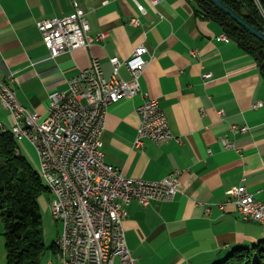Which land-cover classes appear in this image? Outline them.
<instances>
[{
  "label": "crops",
  "instance_id": "obj_1",
  "mask_svg": "<svg viewBox=\"0 0 264 264\" xmlns=\"http://www.w3.org/2000/svg\"><path fill=\"white\" fill-rule=\"evenodd\" d=\"M75 3L84 10L89 35L106 36L52 57L37 22L69 14ZM195 8L193 0H0V80L42 117L49 95L65 91L93 58L108 79L111 57L124 60L136 46L148 48L138 93L108 105L101 134L105 160L128 177L160 180L181 170L180 192L171 200L126 205L125 236L136 264H217L236 248L264 240L263 226L244 219L228 194L245 185L264 202V77L251 55L223 38L221 23ZM134 17L139 25L130 23ZM119 74L130 78L124 65ZM146 97L158 98L173 138L145 139L135 147L136 108ZM12 124L0 105V132ZM231 125L248 129L232 132ZM225 135L234 147H224ZM3 242L0 236V264L6 263Z\"/></svg>",
  "mask_w": 264,
  "mask_h": 264
},
{
  "label": "built area",
  "instance_id": "obj_2",
  "mask_svg": "<svg viewBox=\"0 0 264 264\" xmlns=\"http://www.w3.org/2000/svg\"><path fill=\"white\" fill-rule=\"evenodd\" d=\"M150 1L156 3L159 0ZM139 9L144 11L141 5ZM130 23L139 25L140 21L134 17ZM37 27L52 57L88 48L94 40L106 36V33L95 37L89 35L90 27L84 10L76 3L71 13L43 18L37 22ZM223 38L228 39L226 35ZM148 51L145 44H140L124 60L111 57L113 72L108 79L103 75L100 60L93 58L88 68L69 79L65 91L49 95L44 117L24 107L8 83L0 80V105L13 118L9 131L16 141L27 140L33 145L40 170H44L55 184L56 203L50 204L51 214L62 225L57 240L69 241L71 245L73 264H136L125 236L126 205L131 200H137L143 206L154 200L168 201L180 192L181 170L160 180L128 177L105 160L102 150L101 134L107 107L138 93ZM122 65L130 73L127 80L119 74ZM204 77L209 78L211 74L206 73ZM261 104L258 102L253 107ZM136 112L139 126L135 147L142 146L145 139L164 143L173 138L158 98L146 97ZM219 113L223 115L224 110ZM247 129V125L230 126L232 132H245ZM222 143L224 147H234L227 135L222 137ZM38 152H49L51 161H43ZM59 167L67 168V183H59ZM228 194L244 219L256 220L264 228L263 201L255 198L244 185L232 187ZM70 225H77L76 235H69ZM53 257L54 263L56 256Z\"/></svg>",
  "mask_w": 264,
  "mask_h": 264
},
{
  "label": "trees",
  "instance_id": "obj_3",
  "mask_svg": "<svg viewBox=\"0 0 264 264\" xmlns=\"http://www.w3.org/2000/svg\"><path fill=\"white\" fill-rule=\"evenodd\" d=\"M196 12L221 23L224 33L258 63L264 77V42L208 0H193ZM253 26L264 28V0H221ZM37 169L20 152L9 130L0 132V215L4 223L5 264H40L46 249L39 197L47 191ZM54 249L53 245L50 246ZM217 264H264V240L239 247Z\"/></svg>",
  "mask_w": 264,
  "mask_h": 264
},
{
  "label": "rangeland",
  "instance_id": "obj_4",
  "mask_svg": "<svg viewBox=\"0 0 264 264\" xmlns=\"http://www.w3.org/2000/svg\"><path fill=\"white\" fill-rule=\"evenodd\" d=\"M17 143H18L20 152L27 158V160L31 163V165L35 169H38L39 168V160H38V156L36 154V150L33 147V145L31 143L27 142V140L17 141ZM46 187H47V185H46ZM51 201H52V197L48 191L43 193L38 199L40 213H41V221H42L41 227H42L43 240H44V243L46 246V249L44 250V253L41 256L40 264H46L47 263V261L50 258L49 255L52 254L54 251V249H51L50 246L53 245V247H54V242L58 238L59 233L62 231L61 223L56 222L54 220L52 214H51V209H50ZM0 218H2V217H0ZM2 221L0 220V222L2 224V228L4 229V223ZM0 236L3 237V239H4L3 244H4V249H5V238L3 236V230L0 234ZM5 251H6V249H5Z\"/></svg>",
  "mask_w": 264,
  "mask_h": 264
},
{
  "label": "bare ground",
  "instance_id": "obj_5",
  "mask_svg": "<svg viewBox=\"0 0 264 264\" xmlns=\"http://www.w3.org/2000/svg\"><path fill=\"white\" fill-rule=\"evenodd\" d=\"M38 153L39 155H41V159L43 161H51V154L49 152H38ZM37 170L40 174V177L46 183L47 191L52 197L51 204H55L56 188L54 182H51L49 175L46 174L44 170H40V168H38ZM57 177L59 183H67V168L59 167L57 169ZM76 233H77V225H70L69 235H76ZM54 249H55V254H57L56 257L57 264H73L71 245H69V241H59L56 239V241L54 242ZM47 264H53V258L49 259Z\"/></svg>",
  "mask_w": 264,
  "mask_h": 264
},
{
  "label": "water",
  "instance_id": "obj_6",
  "mask_svg": "<svg viewBox=\"0 0 264 264\" xmlns=\"http://www.w3.org/2000/svg\"><path fill=\"white\" fill-rule=\"evenodd\" d=\"M208 1L214 4L224 13L229 15L236 22V25H240L244 27L251 35L255 36L257 39L264 42V28L259 29L253 26L248 21H246L241 15H239L233 8H231L221 0H208Z\"/></svg>",
  "mask_w": 264,
  "mask_h": 264
}]
</instances>
